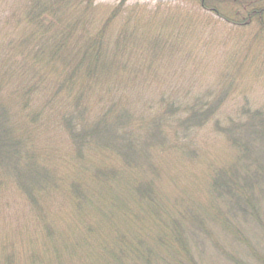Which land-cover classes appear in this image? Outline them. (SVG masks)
I'll return each instance as SVG.
<instances>
[{"label": "trees", "instance_id": "1", "mask_svg": "<svg viewBox=\"0 0 264 264\" xmlns=\"http://www.w3.org/2000/svg\"><path fill=\"white\" fill-rule=\"evenodd\" d=\"M200 1L220 15L224 2ZM81 2L17 0L0 11V191L11 187L22 198L59 259L66 253L60 241L76 231L60 233L44 206L62 198L75 204L80 220L90 214L98 221L82 241L89 258L79 250L78 261L201 264L206 247L237 261L223 248L228 243L227 251L246 246L264 264L245 238L252 223L264 230V107L245 105L227 116L228 72L202 99L176 100L181 95L156 72L167 52L164 37L142 41L128 21L115 24L123 5L96 24L95 0ZM240 5L246 16L239 27L256 19L264 33V0ZM58 141L72 149L70 178L51 154ZM219 143L233 152L223 162L210 157ZM157 149L173 152V165L157 164ZM36 255L32 261L43 264ZM16 256L6 261L16 263Z\"/></svg>", "mask_w": 264, "mask_h": 264}, {"label": "rangeland", "instance_id": "2", "mask_svg": "<svg viewBox=\"0 0 264 264\" xmlns=\"http://www.w3.org/2000/svg\"><path fill=\"white\" fill-rule=\"evenodd\" d=\"M16 1H3L0 3V11L10 10L16 5ZM220 1L225 4L219 7L220 15H216L208 9H203V3L200 0L185 2L128 0L124 4L123 0H95L94 21L96 24L106 23L112 11L123 5L121 17L117 18L115 24L123 25L128 21L130 26L138 28L137 32L142 34V41L161 34L164 41L168 43V47H166L164 62L156 66V72H162L164 75L162 79L168 83L167 86L177 90L178 95L182 96L184 92L191 93L185 96L188 99L180 96L176 97V100L193 103L197 101L198 95L202 99L201 94L210 90L215 91L219 85L221 86V74L228 72L231 75L229 83L233 85L228 92L225 111L228 113L227 116H235L233 115L235 108L241 110L240 108L245 105L253 109L264 107V33L260 32L261 26L256 19H251L249 26L239 27L242 26L246 15L237 8L247 0ZM207 6L212 5L207 4ZM166 72H175V75L173 76L172 73L169 75ZM152 89L159 91L158 85ZM152 102L156 103L155 100ZM139 124L141 125V122H137L136 126ZM57 139L58 137L54 138V140ZM58 143L61 145H58L57 150L52 151L51 154L64 162L61 175L70 178L71 173L75 171L73 167L76 165L72 158V149H69L62 141ZM210 150H212L210 157H214L218 162L227 160L233 154L221 143L214 144V148ZM152 151L156 156L157 164L173 165V152L158 150L160 156L156 150ZM89 184L91 185L90 181ZM14 192L15 190L11 187L6 191H0V264H10L6 261V257L14 254L17 256L13 257L16 262L13 264H39L32 261V256L36 254L43 255V264H91L88 259L78 261L77 258L84 259L83 255L78 253L79 250H84L89 258V253L82 245V241L89 237L87 230L92 224L95 226L96 223V227H99L96 218L89 214L87 219L80 220L79 215L76 214L79 210L71 200L58 198L44 206L46 215H54L53 221L60 233L67 232L70 228L76 231V236L74 234L72 235L74 237L60 241L59 245L64 246L66 253L63 252L59 259L54 255V244L52 247L45 245L48 239L41 231V227L35 223L34 214L22 198ZM262 206L264 207V201ZM77 216L79 220L75 219ZM19 226L28 230V237L20 234ZM106 229L109 235L108 225ZM262 229L263 227L257 228L256 224L252 223L245 235L249 244L255 246L254 254L260 259L264 257V230ZM213 230L215 239L223 244L222 232L218 229ZM28 238L31 244H27ZM13 243L15 246L11 247ZM245 247L242 246L239 250L236 246L229 252L227 250L231 248V245L225 243L223 248L227 249L226 252L236 257L237 261L233 262L220 254L216 248L206 247L205 252H199V256L203 259L201 264H257L256 259L249 257L251 254H248V247L247 249ZM91 249L94 247L92 246Z\"/></svg>", "mask_w": 264, "mask_h": 264}]
</instances>
